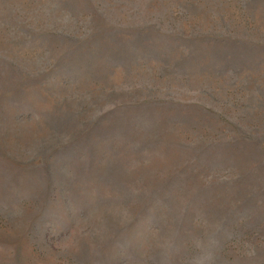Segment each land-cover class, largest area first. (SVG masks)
I'll use <instances>...</instances> for the list:
<instances>
[{
	"label": "rangeland",
	"instance_id": "obj_1",
	"mask_svg": "<svg viewBox=\"0 0 264 264\" xmlns=\"http://www.w3.org/2000/svg\"><path fill=\"white\" fill-rule=\"evenodd\" d=\"M137 30L156 40L164 60L116 66L117 47L139 42ZM189 51L198 64L179 77L174 63ZM67 59L86 71L60 75ZM1 87L17 104L7 103L0 121V199L5 180L24 185L33 177L53 119L80 130L91 121L119 126L146 118L155 141L145 152L147 163L125 157L129 169L114 165L113 177L149 191L172 176L190 209H209L229 193L218 184L226 173L210 166L192 176L185 159L191 149L209 144L214 154L236 155L228 144L246 147L241 131L264 150V0H0V93ZM134 104L115 115L121 121L107 118L115 107ZM197 191L203 200L193 203ZM52 212L56 224L36 236L31 211L0 210V264H73L71 258L86 259L83 248L95 243L94 228L108 234L130 218L128 209L108 207L75 225V214L64 207ZM190 225L193 235L204 230L194 220ZM66 226H74L76 237H63ZM131 238L143 250L157 241L148 230ZM257 246L264 242L244 237L214 253L237 263Z\"/></svg>",
	"mask_w": 264,
	"mask_h": 264
},
{
	"label": "trees",
	"instance_id": "obj_2",
	"mask_svg": "<svg viewBox=\"0 0 264 264\" xmlns=\"http://www.w3.org/2000/svg\"><path fill=\"white\" fill-rule=\"evenodd\" d=\"M137 34L139 42L117 47L116 66L127 68L137 60L159 63L164 60V51L156 40L141 36V30H137ZM194 59L193 51L178 58L174 63L178 67L175 75H191L194 72L192 65L194 62L198 64ZM74 61L64 60L59 66L60 75L71 78L85 68L86 65L73 64ZM1 90L0 121L7 116L5 105L17 104L10 92L2 87ZM127 109H135V104L132 108L115 107L107 118L119 122L121 120H117L115 115ZM201 111L205 115L209 112L203 108ZM178 121L184 125L183 119ZM67 123L60 117L48 124L49 145L41 150L39 163L33 168V177L24 185L5 180L0 210L15 205L31 211L35 216L32 229L36 236H40L43 227L46 229L49 222H56L52 212L55 206L64 207L68 214H75V225L89 219L94 214L92 212L106 211L108 207L128 209V224L125 222L108 234H98L100 228H94L95 243L92 247L83 248L86 259L79 257L68 261L73 264H119L121 261L124 264H264V246H257L251 250L250 257L242 256L237 263L214 253L216 247L221 248L226 242L239 241L244 237L264 242V150L259 148L257 141L240 131L247 146L236 147L234 142L228 144L232 150H239L236 155L225 151L222 155L214 154L209 144L191 149L185 158L190 174L199 175L213 166L214 171L226 173V181L218 184L229 191L225 196L222 188L219 195L225 197L217 206L192 210L189 208V196L179 195V181L172 176H167L159 187L147 191L139 189V186H127L111 174L114 165L124 169V173L129 169L127 160H123L128 156H134L139 165L147 163L146 155L155 142L150 133L149 119L129 120L124 123L126 125L119 126L110 124L109 119L91 121L80 130ZM201 194L197 191L192 195L193 203L203 200L199 197ZM180 196L182 199L179 200ZM192 220L202 225V233H191ZM66 227L63 237L69 233L76 237L74 226ZM140 230L152 232L156 244L147 250L135 244L131 235ZM188 233L193 236L192 244Z\"/></svg>",
	"mask_w": 264,
	"mask_h": 264
}]
</instances>
